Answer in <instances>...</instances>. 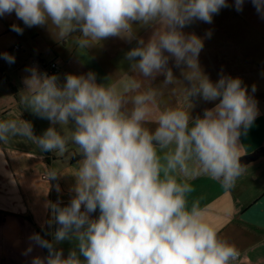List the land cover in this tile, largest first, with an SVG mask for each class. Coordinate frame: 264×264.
Returning a JSON list of instances; mask_svg holds the SVG:
<instances>
[{"label":"clouds","instance_id":"obj_1","mask_svg":"<svg viewBox=\"0 0 264 264\" xmlns=\"http://www.w3.org/2000/svg\"><path fill=\"white\" fill-rule=\"evenodd\" d=\"M244 3L234 0L236 11ZM251 3L264 18V0ZM227 7L228 0H0V17L15 12L29 28L50 23L61 40L79 33L74 42L81 50L113 37L136 40L126 59L149 84L159 75L164 86L181 83L170 59L177 68L186 66L181 102L158 111L159 89L141 91L135 79L118 89L112 82L98 84L94 72L67 74L61 84L56 75L31 71L19 104L52 126L36 136L27 121L0 120V144L24 137L58 155L74 146L82 157L71 171L76 183L70 203L51 205L59 225L55 242L75 239L78 251L65 258L33 234L30 240L48 255L32 264H237V247L206 221L199 200H188L190 178L206 175L228 190L247 171L239 138L257 117V102L239 77L221 75L212 82L204 75L198 62L203 40L183 32L197 20L212 23ZM134 25L152 29L147 42ZM11 30L23 33L16 24ZM0 58L15 62L8 53ZM193 97L218 102L193 118ZM60 174L50 170L48 178Z\"/></svg>","mask_w":264,"mask_h":264},{"label":"crops","instance_id":"obj_2","mask_svg":"<svg viewBox=\"0 0 264 264\" xmlns=\"http://www.w3.org/2000/svg\"><path fill=\"white\" fill-rule=\"evenodd\" d=\"M228 4L229 7L213 16L212 23L194 21L202 27L200 34H188H195L203 40L198 62L203 74L212 82L218 81L221 75L232 74L233 78L242 80L248 91H252L255 85V92L248 94L257 102L258 115L246 131L242 129L239 142L243 148L241 157L255 151L262 154L245 166L247 171L231 189H224L219 181L206 175L190 178L188 182L193 192L188 195V200L189 205L192 200H199L206 221L221 238L237 247L240 252L237 264H264V86L260 85H264V77H256L264 67L260 66L264 65V18L257 13L251 0H245L240 12L236 11L234 0H228ZM13 24L19 25L23 33L12 31ZM190 25L186 28L191 31ZM207 26H216L211 37L203 32ZM134 27L137 37L147 42L152 29ZM78 35L75 33L67 40H61L50 23L29 28L17 19L15 12L0 17V54L8 53L15 58L11 64L0 58V120L27 121L36 136L43 135L52 126L50 121L19 104L20 96L26 91V79L33 69L40 70L39 64L33 63L34 59L47 64L56 63L58 69L54 75L61 84L67 74L94 72L98 84L112 82L122 89L126 81L135 79L142 82L141 91L149 86L158 88L157 111L181 102L182 84L187 85L182 75L186 66L177 68L174 60L169 61L174 77L182 84L164 86L163 75L149 84L139 73L132 72L126 59V53L137 46L136 40L128 42L113 37L81 50L74 42ZM226 63L232 64L235 72L230 71L231 67ZM192 102L190 114L195 118L202 116L205 109L213 108L218 101L206 102L193 97ZM55 127L61 130L60 125ZM146 127L154 129L155 123ZM73 156L79 157L72 161ZM81 158L71 145L68 152L58 155L42 151L24 137H14L9 143L0 144V264H32L34 257L46 258L48 250L30 240L33 234H43L65 258L70 251H78L75 239L55 242L51 205L70 201L75 195L70 191L76 183L71 171ZM50 170L62 174L50 180ZM91 215L95 218L99 211ZM30 246L32 251L27 252ZM80 258L83 261L84 258Z\"/></svg>","mask_w":264,"mask_h":264},{"label":"rangeland","instance_id":"obj_3","mask_svg":"<svg viewBox=\"0 0 264 264\" xmlns=\"http://www.w3.org/2000/svg\"><path fill=\"white\" fill-rule=\"evenodd\" d=\"M192 25H190V27H191V31H190V29H188V28H184L183 29V32L184 33H195V34H200L201 33V30H202V27H201V25H199V24H194V22L193 23H191ZM214 29H216V26H207V27H205L204 28V33L206 34L207 32H209V31H211V33L213 34V33H215V30ZM11 44V43H10ZM261 64H263V63H261ZM226 65H227V63H226ZM227 66H229V67H231L230 68V71H233V67H232V64H229V65H227ZM237 66V65H236ZM236 66L234 67L235 69H236ZM260 66H264V65H260ZM230 71H228V73L230 72ZM233 72H235V71H233ZM260 73H257V76L256 77H259V76H263L264 77V67L259 71ZM229 76H231L232 77V74L231 75H229ZM244 77L246 76V77H248L247 75H243ZM261 86H264L263 84H260ZM249 93L251 92H253V91H248ZM258 94V96H260V94L259 93H257ZM263 94H264V91H263Z\"/></svg>","mask_w":264,"mask_h":264},{"label":"water","instance_id":"obj_4","mask_svg":"<svg viewBox=\"0 0 264 264\" xmlns=\"http://www.w3.org/2000/svg\"><path fill=\"white\" fill-rule=\"evenodd\" d=\"M261 154H262L261 151H255L254 153L241 157L240 162L242 165L246 166L247 164L256 161L261 156ZM69 203L70 201H63V202H58L56 204H59V206L64 207V206H67ZM53 218H54V213H53ZM58 227L59 225L56 224L55 219H54L53 234H55V231Z\"/></svg>","mask_w":264,"mask_h":264},{"label":"built area","instance_id":"obj_5","mask_svg":"<svg viewBox=\"0 0 264 264\" xmlns=\"http://www.w3.org/2000/svg\"><path fill=\"white\" fill-rule=\"evenodd\" d=\"M16 49L18 47H15ZM34 64H39L40 66V70L38 71L41 74H47L49 76L54 75L58 69V66L56 63L52 62V63H44V62H40L37 59L33 60Z\"/></svg>","mask_w":264,"mask_h":264},{"label":"trees","instance_id":"obj_6","mask_svg":"<svg viewBox=\"0 0 264 264\" xmlns=\"http://www.w3.org/2000/svg\"><path fill=\"white\" fill-rule=\"evenodd\" d=\"M74 34H75V33H74ZM78 157H79V156H73V157H72V161L76 160V158H78ZM39 235H40L44 240H47V241L50 242V240L47 239V238H45V236H44L43 234L39 233ZM44 249H46V248H44Z\"/></svg>","mask_w":264,"mask_h":264}]
</instances>
